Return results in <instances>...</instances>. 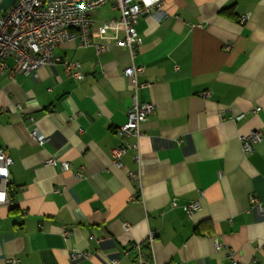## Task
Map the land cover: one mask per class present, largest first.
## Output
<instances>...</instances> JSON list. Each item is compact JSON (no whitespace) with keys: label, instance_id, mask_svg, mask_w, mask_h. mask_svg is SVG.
<instances>
[{"label":"crops","instance_id":"1","mask_svg":"<svg viewBox=\"0 0 264 264\" xmlns=\"http://www.w3.org/2000/svg\"><path fill=\"white\" fill-rule=\"evenodd\" d=\"M15 1L0 0V14ZM164 11L138 19L135 58L74 40L37 76L7 60L0 148L13 164L0 264H264V139L248 155L240 139L264 132V0H166ZM132 65L144 68L137 91L124 75ZM134 101L152 114L139 136H121Z\"/></svg>","mask_w":264,"mask_h":264},{"label":"built area","instance_id":"2","mask_svg":"<svg viewBox=\"0 0 264 264\" xmlns=\"http://www.w3.org/2000/svg\"><path fill=\"white\" fill-rule=\"evenodd\" d=\"M166 0H16L3 14H0V72L5 73L7 60L14 58L15 71L27 75L37 76L38 71L44 67L62 62L55 57L57 46L69 41L79 40L80 47H94L98 54L110 50L113 44L128 50L135 58L142 39L137 31L138 19L143 15L154 14L164 18ZM110 4L119 12L118 17L109 20H100L94 14L105 5ZM247 17L242 18L245 22ZM69 74L76 80H83L85 75L79 69L78 61L64 62ZM144 70L142 65H132L124 70L126 78L130 79L137 91L141 84L137 75ZM143 86V85H142ZM153 105H139L134 101L128 115L127 123L120 127L121 136H139L141 125L152 114ZM257 108L255 112H259ZM244 115L238 117L242 118ZM31 137L40 145L45 144V137L37 129L31 131ZM243 152L248 155L253 152L254 146L264 139V132L253 131L249 135L241 136ZM126 148L118 146L113 151L114 161L120 165ZM13 159L0 148V205L9 201L8 186L10 167ZM49 165L56 166L57 161L51 159ZM61 168L70 171V164L62 162ZM81 177V171L75 173ZM252 198V197H251ZM255 202L256 199L252 198ZM257 203V202H256ZM256 207L264 211L263 205L257 203ZM198 201L187 205L189 214L199 210ZM154 241V237H151ZM222 245L216 241V249ZM137 251L141 247L137 246ZM231 264H239L233 255H229ZM9 264H22L17 258H11Z\"/></svg>","mask_w":264,"mask_h":264},{"label":"rangeland","instance_id":"3","mask_svg":"<svg viewBox=\"0 0 264 264\" xmlns=\"http://www.w3.org/2000/svg\"><path fill=\"white\" fill-rule=\"evenodd\" d=\"M99 18H101V19H103V18H105L103 15H97Z\"/></svg>","mask_w":264,"mask_h":264},{"label":"snow or ice","instance_id":"4","mask_svg":"<svg viewBox=\"0 0 264 264\" xmlns=\"http://www.w3.org/2000/svg\"><path fill=\"white\" fill-rule=\"evenodd\" d=\"M3 197L2 196H0V199H2Z\"/></svg>","mask_w":264,"mask_h":264}]
</instances>
